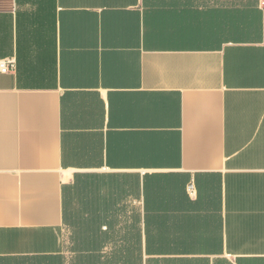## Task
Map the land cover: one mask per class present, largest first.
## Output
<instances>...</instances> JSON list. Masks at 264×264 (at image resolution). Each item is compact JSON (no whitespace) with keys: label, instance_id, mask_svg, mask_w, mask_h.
<instances>
[{"label":"crops","instance_id":"obj_1","mask_svg":"<svg viewBox=\"0 0 264 264\" xmlns=\"http://www.w3.org/2000/svg\"><path fill=\"white\" fill-rule=\"evenodd\" d=\"M7 60L0 264H264V0H0Z\"/></svg>","mask_w":264,"mask_h":264},{"label":"built area","instance_id":"obj_2","mask_svg":"<svg viewBox=\"0 0 264 264\" xmlns=\"http://www.w3.org/2000/svg\"><path fill=\"white\" fill-rule=\"evenodd\" d=\"M14 68V63L13 61H1L0 62V71L1 73H7L10 70H12ZM189 193L192 195L193 194V187L189 186L188 188Z\"/></svg>","mask_w":264,"mask_h":264}]
</instances>
